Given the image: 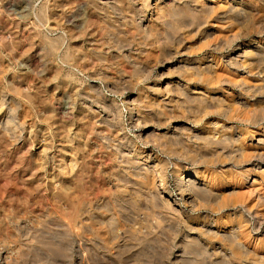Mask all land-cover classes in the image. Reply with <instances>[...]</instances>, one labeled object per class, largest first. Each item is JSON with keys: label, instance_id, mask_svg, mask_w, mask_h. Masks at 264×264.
Masks as SVG:
<instances>
[{"label": "rangeland", "instance_id": "1", "mask_svg": "<svg viewBox=\"0 0 264 264\" xmlns=\"http://www.w3.org/2000/svg\"><path fill=\"white\" fill-rule=\"evenodd\" d=\"M44 1L50 8L54 0ZM44 1L0 0V117L3 116L9 121L8 131L0 126V249L2 247L12 255V261L16 264H35L34 261L37 263L39 260L52 261L55 264H194L191 259L172 263L176 260L174 255L178 250L172 245H179L184 234L189 233L190 236L201 238L202 246L199 248H203V251L206 248L204 253L208 258L218 260V255H214L213 251L215 248H221L218 238L203 235L196 228L206 212L214 209L216 201L219 200L225 203L228 213L236 214L225 218V227L227 228L232 220L236 223L242 211V203L250 205L254 202L248 197L247 191L251 176L248 179L243 177L239 181L233 175L215 177L210 186L214 190L217 189L220 196L203 209L189 210L184 216L169 213L161 219L164 229L156 233H146L141 227V231L135 230L134 228L144 225L142 223L155 225L159 214L157 208L146 199V189L139 195L136 192L137 186L131 185L134 181H126L128 175L118 174L124 165L121 155H126L132 144L141 146L136 137V128L127 125V102L124 97L130 90L133 91L132 97L137 92L141 93L144 83H165L170 71L168 56L162 55L158 58L154 69L149 71L151 76L144 81L141 77L142 67L133 65L123 56L117 57L118 52L124 54L129 40L134 47H140L137 34L132 38L130 36L126 44L121 41V38L128 35L123 26L119 25L118 12L104 16L93 11L89 0H57L60 4L58 14L49 13L47 18H39L37 10ZM149 13L144 21L149 18ZM123 14L128 15L129 12L124 10ZM24 22L28 23L26 29L23 28ZM32 28L39 30V36H29V30ZM164 32L167 33L166 30ZM194 32L195 30L192 31ZM192 33L185 36L181 34L182 37L179 35V42H175L174 49L183 51V48L195 52L202 41L212 42L224 36L219 32H208L211 35L205 31ZM16 37L18 43L14 42ZM250 37L253 36L246 35V40ZM50 39L61 40L56 49L50 47L53 42ZM67 47L71 55L65 61L62 50ZM230 47L224 49V55L227 56L222 57V62L228 59V54L232 53L236 46L232 43ZM137 51L138 49L132 53ZM201 66L204 64L201 63ZM217 69L220 71L219 65ZM257 79L255 76L249 77V84H261ZM200 85L209 86L205 83H189L192 91L194 86ZM216 91L219 92L218 89ZM233 95L232 97H236L239 94L237 92ZM249 95H239L247 101L246 106L242 107L243 112L259 106L257 101L260 96ZM83 97L94 101L91 103L97 114L101 106L95 103L96 99L106 103L113 101L123 112L121 129L117 128L118 125L114 122H100L99 115H94L93 118L89 115L91 118L87 120V125L83 126L77 118L80 115L78 113L86 112V116L88 114V111H84L79 105ZM215 117L217 116L212 115L203 119L215 121ZM218 118L220 123H230L225 117ZM185 121L184 118H177L169 126L175 123L182 126ZM66 125L71 126L72 132L79 128L82 131V138L78 140L75 137L72 142L82 160L83 170L80 174L76 170L71 171L69 167H60V142L62 135L66 133ZM247 126L246 122H238L231 128H224V131L233 134L244 132L241 141L248 155L253 149L264 150V144L256 143L259 137L257 133L252 140L250 134L245 132L251 129ZM198 127L205 131L214 128L207 122H202ZM221 132L218 126L216 135ZM185 133L179 132L185 142L194 144L192 140L186 139ZM43 134L51 135L48 136L50 142L43 140ZM39 139H42V142ZM44 146H47V150L43 160L40 151ZM171 148L159 151L158 155L167 157L173 155L172 152H185V146L178 142ZM190 153L194 155L193 152ZM65 157L63 159L68 160L69 156ZM196 158L184 155L183 160L188 167H194L198 163L202 164V157L197 155ZM220 160L224 161L226 158L221 157ZM171 168L170 164L168 185L175 189L170 176ZM64 182L77 187L82 208V214L71 222L65 212V201L58 196V189ZM255 186H260L264 193V176L263 181L257 182ZM258 209L264 217V205ZM224 211L214 216L223 215L226 213ZM242 214L247 215L245 212ZM129 226H132V232L127 231ZM213 227L225 228L222 225ZM249 228L252 231L244 238V233ZM261 228L262 231L257 232L253 220L242 226L243 233L240 238L244 239L251 251L247 255L233 258L234 264H264V220ZM258 237L261 241L255 243Z\"/></svg>", "mask_w": 264, "mask_h": 264}, {"label": "bare ground", "instance_id": "2", "mask_svg": "<svg viewBox=\"0 0 264 264\" xmlns=\"http://www.w3.org/2000/svg\"><path fill=\"white\" fill-rule=\"evenodd\" d=\"M89 2L93 11L98 14L110 16V13L118 12L117 15L120 16L118 18L120 20L119 25L123 26V30L128 35L126 38H121L125 44L130 36L132 38L134 34L139 35L140 47H134L132 43H129V40L124 48V54L118 52L117 57L123 56L133 65L142 67L141 77L144 81H147L151 76L149 71L154 69L159 57L165 55L168 56L167 59L169 60L170 71L168 79L164 80L165 83H153L151 85L144 83L141 93L137 92L132 97L133 91L130 90L126 92L124 97L127 102V125L136 128V137L141 146L132 144L131 148L127 150V154L121 155L124 158V165L122 166L123 170H119L118 174L128 175L126 181H134L131 182V185L137 186L136 192L139 195L140 192L144 193L146 189V199L157 208L159 214L155 220V225L152 223L150 226L148 223H142L144 225L134 229L141 231L140 229L143 228L146 233H156L158 230L164 229L161 219L169 213L184 216L189 210L203 209L205 205H209V202L211 203L213 199L216 200L220 196V193L216 191L217 189L214 190L210 186L215 177L233 175L239 181L243 177L248 179L251 176L250 187L247 188V191L248 197H251L254 202L250 205L242 203V211L239 213L236 223H233L232 220L227 228L225 227V218L236 214L228 213L225 209V203L219 200L216 201L214 209L206 212L207 214L202 217V221L196 228L203 235L218 238L217 241H219L221 248L213 250L214 255H218V260L213 261L212 258H208L204 253L206 248L204 251L203 248H199L202 246L201 238L190 236L189 233L184 234L179 245H172V247L178 248L177 252H174L176 260L172 263L191 259V263L194 264H234L233 258L242 254L247 255L251 251L244 239L240 238L243 233L242 226L251 223L253 220L257 232L262 231L264 217L258 208L264 205V193L260 190V186L256 187L255 185L257 182L263 181L264 150L253 149L248 155L241 141L244 132L227 133L224 128H231L238 122H246L248 123L247 128L251 127V129L245 132L250 134L252 140L257 133L259 137L256 143L264 144V0H89ZM59 6V1L54 0L49 8L47 2L44 1L39 5L37 15L39 18H47L49 13L56 14ZM124 10H127L129 14H123ZM148 12H150V16L144 21ZM27 24L24 22V29H26ZM194 30L196 34L205 31L207 34H210L208 32L211 34L219 32L224 36L212 42L211 40L202 41L201 46H198L195 52H189L182 47L183 51L174 49L175 42H179V40L177 41L179 35L185 36ZM39 34L37 28L29 30V36L36 37ZM246 35L253 37L246 40ZM254 35H257L258 38H255ZM17 40L16 37L14 42L18 43ZM60 42L61 40H55L50 44V47L56 49V45ZM232 43L236 46L235 50L229 53L231 55L228 54V59L225 62H222V57L227 56L224 55V49L230 47ZM10 46L12 47V45ZM136 49H138L137 53H132ZM70 55L68 47L62 50V57L65 61L69 59ZM176 57H178L177 60ZM201 63L204 64L203 67ZM218 65L220 71L217 69ZM251 76L257 77L261 84H249V77ZM189 83H205L209 86H194L195 89L192 91ZM27 89H29L28 86ZM217 89L219 92L216 91ZM74 92H76V88ZM237 92L239 95L247 96L258 94L260 96L257 101L259 106L243 112L242 107L246 106L247 101L239 95L232 97ZM81 101L80 107L84 108V111H88L87 116L86 112L78 113L80 115L77 118L81 120L83 126L87 125V120L91 117L99 115L100 122L105 124L114 122L118 125L117 128L121 129L123 112L118 109L113 101L106 103L104 100L96 99L95 103L101 106L98 114L91 103L94 101H90L87 97L81 98ZM89 115L91 117H88ZM212 115L217 116L215 121L203 119ZM2 117H0V126L8 131L9 121ZM218 117H225L230 123H220ZM177 118H184L186 121L182 126L175 123L170 127L169 124ZM202 122L203 124L207 122L208 125L214 127L213 130L205 131L199 128L198 125ZM218 126L222 132L217 136ZM159 128L166 129L161 131L158 130ZM65 131L66 133L62 135V142H60L62 143L60 167L62 169L69 167L71 171L76 170L80 174L83 170L82 160H80L76 147L72 146V142L75 137L78 140L82 138V131L79 128L72 132L69 125H66ZM179 132H186V139L192 140L194 144L185 142ZM43 136L45 142H50L48 140L50 134H43ZM39 140L42 142V139ZM177 142L185 146L184 153L172 152L173 155L167 157L158 155L161 150L172 149V145ZM46 150L47 146H44L40 151V157L43 160ZM190 152H193L194 155H190ZM113 154L115 155L116 152ZM65 155L69 156L68 160L63 159L66 158ZM184 155L192 159H197L196 156L198 155L199 158L202 157V164L198 163L194 167H188L184 163ZM221 157H225L226 160H220ZM170 164L172 167L170 176L171 180L174 181L175 189H171V186L168 185V166ZM77 190V187L74 188L66 182L62 183L58 189V196L65 201L67 209L65 212L69 215L70 222L77 220L82 214ZM224 210L226 211L225 214L214 216V214ZM242 212L247 213V215L242 214ZM214 225H222L225 228H214ZM127 231L132 232V226H129ZM251 231V228L245 231L244 238ZM200 233L198 234L200 235ZM260 241L261 238L258 237L255 243ZM11 256L1 247L0 264H16L12 261ZM41 261L39 260L37 263L34 261V263L55 264L52 261Z\"/></svg>", "mask_w": 264, "mask_h": 264}]
</instances>
